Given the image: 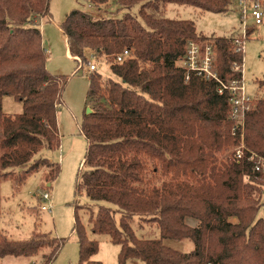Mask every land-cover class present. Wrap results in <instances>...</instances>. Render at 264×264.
Masks as SVG:
<instances>
[{
    "label": "trees",
    "instance_id": "1",
    "mask_svg": "<svg viewBox=\"0 0 264 264\" xmlns=\"http://www.w3.org/2000/svg\"><path fill=\"white\" fill-rule=\"evenodd\" d=\"M108 1L89 0L97 6ZM113 1L118 9L141 6L137 14L102 19L72 9L60 24L74 61L87 63V51L104 57L118 79L97 70L87 75L92 112L80 124L87 145L74 196L83 194L92 204L85 205L86 226L79 217L83 205H72L76 264H102L93 259L99 242L90 233L119 246L117 264H264V173L247 159L251 151L264 157V97L245 113L244 156L219 161L218 153L240 143L228 115L232 95L219 89L242 78L243 51L235 50L232 36H207L192 20L158 13V2L221 13L229 0ZM49 3L0 0V184H21L42 172L40 187L49 188L60 172L57 162L35 157L60 146L57 111L67 81L46 68L38 20L48 19ZM190 42L211 46L217 80L177 64ZM125 48L130 55L115 62ZM4 96L20 101L22 111L4 113ZM148 162L153 170L158 164L160 183L147 177ZM134 216L156 225L159 237H137ZM166 239H190L194 249L174 250ZM65 241L37 231L18 240L0 235V259L39 255L35 264H52Z\"/></svg>",
    "mask_w": 264,
    "mask_h": 264
},
{
    "label": "rangeland",
    "instance_id": "2",
    "mask_svg": "<svg viewBox=\"0 0 264 264\" xmlns=\"http://www.w3.org/2000/svg\"><path fill=\"white\" fill-rule=\"evenodd\" d=\"M158 3V13L169 18L192 20L196 30L207 36L210 34L237 36V13L231 7H228L226 12L215 13L204 11L194 6L178 5L175 3L164 5L162 2ZM140 6L141 4L138 3L130 10L125 8L118 9L119 6L113 0H109L108 3L102 4L101 6L94 5L89 0H50L49 3V16L46 19L47 22L43 38L44 40L51 41V43L49 42L51 45L49 46L50 50H46L48 46L45 45L44 41L43 45L47 54V70L54 74L64 75L67 78L61 92L62 102L57 111V125L60 144L63 142L64 146L63 152H65L63 155L67 151L70 152V156L67 159L69 167L66 169V165L64 164L61 166L60 170L63 169L64 173L59 177V182L52 184V188H49V191L52 192L51 196L54 202L52 212L41 209L44 202L40 198V193L47 189L40 187V185H44L42 172L29 176L25 182L20 184L18 191L14 190V185L11 180H3L0 184V207L3 211H7L9 215L8 217L5 216L0 219V235L18 240L28 238L32 235L33 231H37L50 234L51 236L65 238V244L62 247L63 249L61 248L55 264H67L69 263L67 258L77 253V250L75 251L76 235L72 231L74 222L73 203L77 200V203L83 205L84 209L79 214V217L85 226L88 218V212L85 213V205L92 204L83 194L79 195V197L74 196L75 180L79 169L82 167V165L79 167V162L85 155L87 144L86 138L80 131V124L84 114H87V109L91 107V103L87 97L88 64L90 62L95 63L97 65V71L104 77L118 80L110 71L109 64L104 57H93L87 51L86 56L88 62L83 63V66L77 61L69 60L64 54L63 33L59 31L57 24L60 27L65 15L72 9H80L93 19H102L109 17L121 18L126 12L137 14ZM147 11L153 13L154 9L147 8ZM246 39L243 50V81L246 94L251 97L252 106L253 101L255 102L256 99L264 97V86H260V83L264 81V22L262 25L252 28L248 32ZM194 43L201 49V43ZM214 55L215 53L212 51V61L209 66V71L216 74ZM202 59L203 55L199 54V66L202 64ZM177 64L188 67V64L182 60L177 61ZM78 66H82V68H78ZM240 68L242 69V66ZM2 105V111L7 114H16L22 111L20 101L15 100L11 96H4ZM59 150H61V147L53 151L42 150L35 157H45L61 164V161L58 160ZM232 150L233 147H230L218 153V160L225 161L226 159H232ZM154 168L155 165L153 166L151 162H148L147 177L152 184H157L160 183L159 181L161 179L159 175L160 168L158 164H156V170H153ZM37 186L40 188L38 189ZM13 194L15 195L13 196ZM95 208L96 206L94 205V210ZM257 216H263V209L260 208ZM190 221L191 219H186V223L193 226ZM35 222L36 226H34ZM130 223L136 236L139 238L159 237V230L154 224L144 223L137 216H134ZM90 236L100 241L99 245H101V249L98 257L104 261V264H117V255L112 254V249L115 250L118 246L112 244L107 235L90 233ZM164 243L168 247L180 252H189L194 246L190 239H183L181 241L166 239ZM19 258H22V264H29L31 262V259ZM15 259V257L7 256L0 259V264H9L11 260ZM64 259L67 260L64 261ZM100 259L95 260L102 263ZM39 260L40 258L36 262ZM133 263L144 264L138 259H129L126 262V264Z\"/></svg>",
    "mask_w": 264,
    "mask_h": 264
},
{
    "label": "built area",
    "instance_id": "3",
    "mask_svg": "<svg viewBox=\"0 0 264 264\" xmlns=\"http://www.w3.org/2000/svg\"><path fill=\"white\" fill-rule=\"evenodd\" d=\"M228 7L236 11L238 18L237 36L233 37V46L237 52H242L248 32L251 31L252 28L262 25L264 22V0H229ZM199 54L203 55L202 64L200 66L198 65ZM129 55V50L125 48L116 56L115 62H121ZM181 60L188 64V67H185L186 69L196 71L199 74L202 73L206 78H214L217 80L216 74L209 71V66L212 61L211 46H205V48L200 49L194 42H190L187 45L186 54ZM94 70H97V65L90 62L88 64V72ZM222 89L228 90L232 95L228 115L234 122L235 128L240 131V143L233 147L232 157L241 159L246 149L243 142L244 116L250 109L251 97L246 94L243 75L241 79L232 80L226 85L221 83V88L219 89L220 93ZM59 159H61V156H59ZM247 159L253 162V169L255 171L264 173V157L251 151ZM51 195L52 192L49 191V188L40 193V198L44 202L41 206L42 210L52 212L53 199Z\"/></svg>",
    "mask_w": 264,
    "mask_h": 264
},
{
    "label": "crops",
    "instance_id": "4",
    "mask_svg": "<svg viewBox=\"0 0 264 264\" xmlns=\"http://www.w3.org/2000/svg\"><path fill=\"white\" fill-rule=\"evenodd\" d=\"M66 16V15H65ZM46 18H40L39 20H38V25H39V27H40V31H41V34H42V40L44 41V43H45V45H47L48 47H46V50L47 51H49L50 49H49V46H51L50 45V43H51V41L49 40H44V32H45V28H46ZM57 28L59 29V31L61 32V33H63V31H62V29L59 27V25L57 24ZM50 42V43H49ZM63 43H64V54H65V56L69 59V60H74V58H77V57H74V56H72L71 54H70V51H69V47H68V44H67V39H66V36L64 35V33H63ZM47 55V54H46ZM79 67V66H78ZM2 103H3V99H2ZM3 106V105H2ZM57 114H58V112H57ZM58 122H59V115H58ZM57 127H58V125H57ZM58 132H59V130H58ZM60 136V135H59ZM62 145V146H61ZM87 145V144H86ZM59 147H61V150H59V154H58V160L59 161H61V164H59L58 162V164L60 165V168H61V166H63V164L64 165H66V169H67V167H69V165H68V157L70 156V152L69 151H67L66 152V154L65 155H63V153L65 152H63V150H64V146H63V142H62V144H60V146ZM59 156H61V159H59ZM41 157V156H40ZM82 162H83V159H81L80 160V162H79V167L82 165ZM60 175L58 174V176L56 177V179L54 180V181H52V183L50 184V187L52 188V184H54V183H58L59 182V177H61V174H63L64 173V170L63 169H61L60 170ZM9 180H11V179H9ZM12 181V180H11ZM13 182V181H12ZM13 185H14V190H16V191H18V189L20 188V184H16V183H14L13 182ZM1 187V186H0ZM49 187V188H50ZM37 188H38V186H37ZM40 188V187H39ZM38 188V189H39ZM0 195H1V191H0ZM15 194H13V196H14ZM35 195V194H34ZM53 207H54V202H53ZM0 210H1V213H0V219H2V217H5V216H7L8 217V213H7V211H3L2 210V208L0 207ZM196 220H194V219H191V221H190V223L193 225V226H195L196 225V223H197V221L195 222ZM34 226H36V222H35V224H34ZM98 242L100 243V241L98 240ZM115 245V244H114ZM118 246V245H117ZM63 249V248H62ZM100 249H101V245H99V248H98V252L93 256V259H100L99 257H98V255H99V253H100ZM193 249H194V246H193ZM193 249H191V250H193ZM77 250V253H75V254H73L70 258H67L69 261V263H67V264H76V262H77V258H78V244L75 242V251ZM190 250V251H191ZM74 251V250H73ZM118 251H119V246H118V248L117 249H115V250H113L112 249V254L114 253L115 255H117L118 254ZM61 252V251H60ZM60 252L58 253V255L60 254ZM96 257V258H95ZM16 259L15 260H11L10 261V263L9 264H22V258H19V257H15ZM23 258H28V259H31V262H29V264H35L36 263V260H38L39 258H40V256L39 255H36V256H32V257H23ZM67 259H64V261L65 260H67ZM56 260V259H55ZM100 260H102V259H100ZM133 261H135V260H133ZM52 264H55V261L52 263ZM102 264H104V261L102 260ZM133 264H135V263H133Z\"/></svg>",
    "mask_w": 264,
    "mask_h": 264
},
{
    "label": "water",
    "instance_id": "5",
    "mask_svg": "<svg viewBox=\"0 0 264 264\" xmlns=\"http://www.w3.org/2000/svg\"><path fill=\"white\" fill-rule=\"evenodd\" d=\"M91 112H92V110L90 108H88L86 113L89 114Z\"/></svg>",
    "mask_w": 264,
    "mask_h": 264
}]
</instances>
